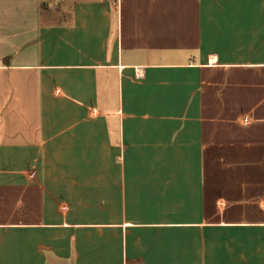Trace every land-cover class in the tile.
Here are the masks:
<instances>
[{"label":"crops","instance_id":"0c3cea01","mask_svg":"<svg viewBox=\"0 0 264 264\" xmlns=\"http://www.w3.org/2000/svg\"><path fill=\"white\" fill-rule=\"evenodd\" d=\"M0 264H264V0H0Z\"/></svg>","mask_w":264,"mask_h":264}]
</instances>
